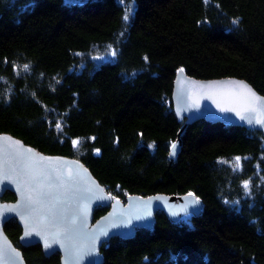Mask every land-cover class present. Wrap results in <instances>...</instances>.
Listing matches in <instances>:
<instances>
[{
    "label": "trees",
    "instance_id": "obj_1",
    "mask_svg": "<svg viewBox=\"0 0 264 264\" xmlns=\"http://www.w3.org/2000/svg\"><path fill=\"white\" fill-rule=\"evenodd\" d=\"M178 69L240 76L264 94V0H0V131L80 158L122 200L202 202L111 236L100 264H264V134L200 117L170 156L186 119L171 100ZM20 229L4 223L27 264H59L57 251L22 245Z\"/></svg>",
    "mask_w": 264,
    "mask_h": 264
},
{
    "label": "water",
    "instance_id": "obj_2",
    "mask_svg": "<svg viewBox=\"0 0 264 264\" xmlns=\"http://www.w3.org/2000/svg\"><path fill=\"white\" fill-rule=\"evenodd\" d=\"M92 58L103 60L99 54ZM171 100L176 114L186 116L173 142L175 150L185 125L200 117L257 128L264 134V94L243 77H198L178 69ZM253 107L256 111L250 110ZM6 190L14 198L2 199ZM98 204L108 208L94 217ZM201 205L193 192H134L122 200L110 195L80 158L40 150L17 135L0 131V264H27L22 248L4 230L11 217L20 225L22 245L39 243L45 254L57 251L59 264H100L101 245L111 236L127 237L135 226H150L156 210L178 218L197 212Z\"/></svg>",
    "mask_w": 264,
    "mask_h": 264
},
{
    "label": "snow or ice",
    "instance_id": "obj_3",
    "mask_svg": "<svg viewBox=\"0 0 264 264\" xmlns=\"http://www.w3.org/2000/svg\"><path fill=\"white\" fill-rule=\"evenodd\" d=\"M129 11H130V9H129ZM128 18H129V17H128V15L126 14V15L124 16V20H127ZM112 55H113V56L116 55L115 51H113ZM25 67H27V66H25ZM181 71H183V69H181ZM238 86H239V87H246V86H244V85H242V84H238ZM209 87H211V85H209ZM248 92H249L250 95H254V94L251 93V90H250V89H248ZM221 110L224 111V110H226V109H221ZM227 110H231V109H227ZM247 110H249V109H246V111H247ZM250 110H251V111H256V109H255L254 107L251 108ZM238 114H239V113H238ZM261 122H262V121L257 120V123H261ZM57 127L59 128L60 125L57 124ZM77 143H78V141H73V144H74V145L77 144ZM175 149H176V145L173 144V145H172V151L169 153L170 156H174V155H175ZM239 163H240V158L237 157V158H236V164H237V167H239ZM244 188H245V190L248 189V183H247V182H245V184H244ZM189 195H192V194L189 193Z\"/></svg>",
    "mask_w": 264,
    "mask_h": 264
},
{
    "label": "rangeland",
    "instance_id": "obj_4",
    "mask_svg": "<svg viewBox=\"0 0 264 264\" xmlns=\"http://www.w3.org/2000/svg\"><path fill=\"white\" fill-rule=\"evenodd\" d=\"M184 214H186V213H184ZM184 214H182V216H183ZM180 217H181V216H180Z\"/></svg>",
    "mask_w": 264,
    "mask_h": 264
}]
</instances>
